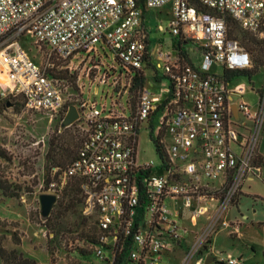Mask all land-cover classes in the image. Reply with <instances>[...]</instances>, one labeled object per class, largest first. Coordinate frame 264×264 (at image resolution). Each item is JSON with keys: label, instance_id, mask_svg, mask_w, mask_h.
I'll list each match as a JSON object with an SVG mask.
<instances>
[{"label": "built area", "instance_id": "1", "mask_svg": "<svg viewBox=\"0 0 264 264\" xmlns=\"http://www.w3.org/2000/svg\"><path fill=\"white\" fill-rule=\"evenodd\" d=\"M152 9L170 10L166 25H157L169 32V43L152 41L145 26ZM226 15L263 35L264 0H0V71L9 84L3 94L20 95L26 111L53 118L64 115L72 99L66 80L47 73L49 61L41 66L29 57L21 36L30 33L39 48L69 60V72L90 64L70 125L83 139L65 168L51 167L46 192L59 197L78 183L81 213L95 227L91 246L104 264H160L192 235L188 261L211 243L219 222L228 224L221 217L243 183L264 176L258 150L264 93L255 108L233 99L245 85L232 86L224 71L249 69L252 59L228 36ZM148 66L154 83H165L157 93L146 86ZM139 73L145 83L134 89ZM98 84L107 87L108 103L90 96ZM144 122L151 131L157 123L158 163L139 160ZM179 205L189 217H206L200 231L183 226Z\"/></svg>", "mask_w": 264, "mask_h": 264}, {"label": "rangeland", "instance_id": "2", "mask_svg": "<svg viewBox=\"0 0 264 264\" xmlns=\"http://www.w3.org/2000/svg\"><path fill=\"white\" fill-rule=\"evenodd\" d=\"M169 17V9H163L161 13L153 9L145 12V26L153 42L161 39L169 43V32L157 30L158 23L166 25ZM257 37L264 39V33L262 36L257 34ZM235 39L246 48L240 35ZM19 41L37 64L44 66L49 61L51 64L47 66V71L66 78V93L72 99L68 98L67 104H74L80 89H84L87 83L85 74L90 66L88 61L69 72L65 68L69 60L57 58L46 47L39 48L32 34L26 33ZM246 50L251 56V69L255 73L250 78L240 76L232 80V86L245 85L244 93L241 96L233 95V99L236 102L246 101L255 108L258 95L264 93V53L260 64L255 54ZM191 51L198 49L193 47ZM261 51H264V46ZM195 60L198 62L200 57ZM73 65H77L76 61ZM145 73L146 86L157 93L165 83H154L152 67L148 66ZM6 79L0 71V152L3 153L0 156V182L5 188V191L0 188V246L7 251L14 249L20 252L24 257L35 260L36 264H104L105 260L91 246L95 233L92 221L82 215L79 199L70 200L73 196L71 185L60 194L63 196L61 206L58 197L47 218H42L39 213L37 196L40 192H46L50 167L54 164L51 154L53 151H63L58 149L57 144L68 150L73 149L76 137L80 138L82 133L75 126L61 127V117L65 114L50 118L47 113L26 111L20 95L3 94L7 88ZM98 87L97 93L90 90V96L99 103H108V99H104L107 87L101 84ZM156 135V122L152 131L148 123L141 125L138 132L140 161L159 162L153 144ZM259 151L263 157L264 172V127ZM62 155L63 164H66L68 151H63ZM179 209L184 211L183 226L190 229L192 234L200 231L206 217H189L182 205H179ZM221 219L228 224L219 222L211 235V243L198 248L188 261L183 258L190 250L192 235L186 236V242L179 248L163 254L160 264H227L225 259H235L237 264H264V176L262 179L246 180L235 205H231ZM13 233L19 238L18 244L12 240ZM103 251L107 252L105 248ZM207 256L212 257V261L206 263Z\"/></svg>", "mask_w": 264, "mask_h": 264}, {"label": "trees", "instance_id": "3", "mask_svg": "<svg viewBox=\"0 0 264 264\" xmlns=\"http://www.w3.org/2000/svg\"><path fill=\"white\" fill-rule=\"evenodd\" d=\"M195 4L198 7H201L200 4H198L197 2ZM225 19H226L228 36L235 38L238 35H240L241 41L246 46V48L249 51L253 52L255 54L256 60L260 64H262V57H263L264 51H261V49H262V46H264V39L263 38L259 39L257 37V34L249 32L243 28L241 29V27H239L238 22L234 18H232L231 16L226 15ZM178 48H179V51H185L184 47L180 46V44H178ZM182 54H184V53H182ZM47 73L53 77H57V78L66 80L65 77L57 76L54 73H50L48 71H47ZM254 73L255 72H253L251 68L242 69V70H238V69L237 70H225L224 76L227 80H230V79H234V78L240 77V76H247L248 78H250L252 75H254ZM66 82H67V80H66ZM144 83H145V77L143 76V74H141V73L137 74L135 76V81H134V85H133L134 89H137L138 87L142 86ZM82 139H83L82 134H81L80 138H79V136H77L76 140L74 141V148L71 150H68L66 147H62L61 144H57L56 146L58 147V149H61V151L62 150L68 151V156H69L68 162L66 164H63V159H62L63 151L62 152L53 151V153L51 154V159H52L54 164L51 167H59L61 170L63 168H65L76 157V154H77V151H78V148L81 144ZM52 144H53V140H52ZM0 156H3L2 152H0ZM260 162H263V157H260ZM49 179H50V177L47 178V181H49ZM70 185L73 187V196L71 197L70 200L79 199L82 202V197H81V193H80L78 183L72 182ZM0 188L5 191V188L3 187L1 182H0ZM62 202H63V196L60 195L59 201H58L59 206L62 205ZM93 227H94V225H93ZM94 229H95V227H94ZM12 240L15 244L19 243V238L16 237L15 233H13ZM94 242H95V239H94V233H93L92 243H94ZM0 259L2 261V264H36L35 260L24 257L20 252H17L14 249L7 251L2 246H0Z\"/></svg>", "mask_w": 264, "mask_h": 264}, {"label": "water", "instance_id": "4", "mask_svg": "<svg viewBox=\"0 0 264 264\" xmlns=\"http://www.w3.org/2000/svg\"><path fill=\"white\" fill-rule=\"evenodd\" d=\"M77 117L78 111L76 106L74 104L69 105L65 115L61 120V127L64 128L70 126L75 122ZM37 198L40 216L42 218H47L50 215L53 206L57 203L58 197L54 193L40 192ZM210 261H212V257L207 256L205 262L208 263Z\"/></svg>", "mask_w": 264, "mask_h": 264}, {"label": "crops", "instance_id": "5", "mask_svg": "<svg viewBox=\"0 0 264 264\" xmlns=\"http://www.w3.org/2000/svg\"><path fill=\"white\" fill-rule=\"evenodd\" d=\"M150 48H152V46H151V44H150ZM7 80V79H6ZM6 85H7V83H6ZM258 150H259V147H258ZM259 153H260V155H261V157H262V153L259 151Z\"/></svg>", "mask_w": 264, "mask_h": 264}, {"label": "bare ground", "instance_id": "6", "mask_svg": "<svg viewBox=\"0 0 264 264\" xmlns=\"http://www.w3.org/2000/svg\"><path fill=\"white\" fill-rule=\"evenodd\" d=\"M6 83H7V85H9L8 82H7V80H6Z\"/></svg>", "mask_w": 264, "mask_h": 264}]
</instances>
